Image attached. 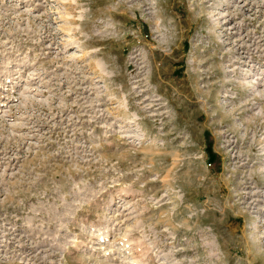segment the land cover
<instances>
[{
	"label": "rangeland",
	"instance_id": "rangeland-1",
	"mask_svg": "<svg viewBox=\"0 0 264 264\" xmlns=\"http://www.w3.org/2000/svg\"><path fill=\"white\" fill-rule=\"evenodd\" d=\"M0 264H264V0H0Z\"/></svg>",
	"mask_w": 264,
	"mask_h": 264
}]
</instances>
